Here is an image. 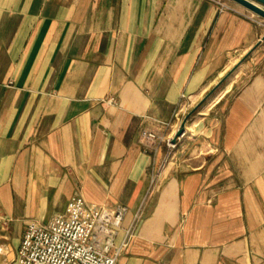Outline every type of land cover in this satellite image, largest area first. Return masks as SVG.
<instances>
[{"label":"crops","instance_id":"1","mask_svg":"<svg viewBox=\"0 0 264 264\" xmlns=\"http://www.w3.org/2000/svg\"><path fill=\"white\" fill-rule=\"evenodd\" d=\"M179 110L164 163L141 132ZM75 195L127 207L116 264H264V19L231 0H0V264Z\"/></svg>","mask_w":264,"mask_h":264},{"label":"built area","instance_id":"2","mask_svg":"<svg viewBox=\"0 0 264 264\" xmlns=\"http://www.w3.org/2000/svg\"><path fill=\"white\" fill-rule=\"evenodd\" d=\"M220 6L222 10H234L225 2H220ZM184 120V114L179 110L171 122L161 123L158 130H143V144L165 145L166 163L173 158L172 153L186 136L185 128L176 137ZM127 211L124 205L107 209L75 195L65 213L55 216L47 224L27 226L15 264H116L132 236L131 231H127L123 241L119 245L116 243Z\"/></svg>","mask_w":264,"mask_h":264},{"label":"water","instance_id":"3","mask_svg":"<svg viewBox=\"0 0 264 264\" xmlns=\"http://www.w3.org/2000/svg\"><path fill=\"white\" fill-rule=\"evenodd\" d=\"M231 1L239 4L240 6L244 7L245 9H247V10H249V11L255 13V14H257L258 16H260V17H262L264 19V0H231ZM227 77H225L223 80H221L219 82V84L216 85L213 88V90H211V92L206 96L205 100H207L211 96V94H213L214 91L217 90L220 87V85L225 81V79ZM192 114H193V112H190L186 116V118H185L184 122L182 123V125L180 127V130L178 131L176 137H179L183 133V131L185 129V124H186L187 120L189 119V117Z\"/></svg>","mask_w":264,"mask_h":264}]
</instances>
